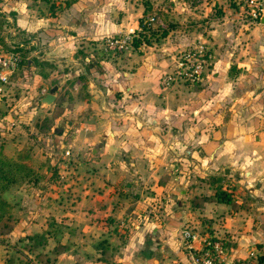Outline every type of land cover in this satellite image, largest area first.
Instances as JSON below:
<instances>
[{
	"label": "crops",
	"instance_id": "crops-1",
	"mask_svg": "<svg viewBox=\"0 0 264 264\" xmlns=\"http://www.w3.org/2000/svg\"><path fill=\"white\" fill-rule=\"evenodd\" d=\"M3 1V42L7 38L13 46L21 47L23 42L14 35L19 28L33 27L36 37L29 41L35 48L30 52L53 48L37 45V36H46L42 28L47 29L36 24L46 17L36 13L25 16L24 0ZM215 4L219 7L215 17H226L227 2L212 0V6ZM58 43H62L60 39ZM56 45L60 51L62 46ZM218 50L226 53L212 62V134L204 138L201 126L187 119L199 111L201 99L177 90L189 87L176 77L160 79L163 67L157 64L167 63L156 62L158 55L147 54L148 50L140 53L136 65L112 81L120 91L113 95L110 106L101 104L107 118L101 126L92 127L98 136L89 138H95L97 146L90 147L91 155L80 161L82 172L76 174V181L63 174L72 194L59 197L58 203L46 208L44 194L35 196L34 202L40 204L34 210L35 220L46 210L55 220L62 219L60 227L69 230L60 228L48 238L54 264H190L179 230L184 224L200 227L195 218L200 214L212 218L206 223L208 231L230 239L235 255L243 256L250 248L260 252L259 244L264 243V63L258 65L262 77L252 87L239 75L247 70V61L239 59L234 65L229 49ZM28 63L27 68H37L31 71L34 77L44 78V64ZM239 67L242 70H237ZM253 88L257 102L250 95ZM231 99L240 103L234 107ZM124 147L127 153L117 155ZM161 148L162 153L156 154ZM161 156L211 165L212 197H202L200 205H189L188 197L199 191L195 183L198 173L182 170L181 174L167 171L169 175H161L156 167ZM217 188L228 192L229 199H218ZM154 198L159 201L156 207ZM171 201L175 205H169Z\"/></svg>",
	"mask_w": 264,
	"mask_h": 264
},
{
	"label": "rangeland",
	"instance_id": "rangeland-1",
	"mask_svg": "<svg viewBox=\"0 0 264 264\" xmlns=\"http://www.w3.org/2000/svg\"><path fill=\"white\" fill-rule=\"evenodd\" d=\"M23 2L27 12L25 16L36 13L46 17L36 24L47 29L42 28L46 36H37V45L54 48L60 39L62 43L56 46H62V49L57 51L51 47L47 52H30L32 47L35 48L29 41L35 36L33 27L30 30L18 27L19 31L14 35L23 42L21 47L14 45L20 51L22 61L8 81L0 85V264H54L51 260L54 250L48 238L60 228L66 232L69 230L66 226L60 227L62 219L55 220L45 209L36 221L34 210L40 204L34 202L35 196L38 192L44 194L42 202L46 208L47 204L58 203L59 197L72 194L63 174L76 181V174L82 172L80 161L91 155L90 147L97 146V140L89 138L94 134L98 136L92 127L101 126L102 119L107 118L101 104L110 106L113 95L120 91L112 81L123 76V71L132 69L136 65L135 57L147 50V54L158 55L156 62L167 63L157 64L163 67L160 79H172L176 77L175 69L183 53L201 49L205 60L200 80L189 83L176 79L189 87L178 86L177 90L201 99L199 111L187 119L201 126L204 131L201 138H204L212 134V62L226 53L218 49H229L233 62L239 59L247 61V70L243 69L239 75L254 87L262 77L258 65L264 63V25L245 15L247 7L241 10L236 0H225L230 8L223 19L218 15L215 17L219 7L216 4L212 6V0ZM139 16L143 18L142 23L151 28L141 29L137 24ZM162 28L167 29L163 37L159 34ZM126 33L128 37L120 42L121 46L118 43L117 47L108 48L107 38H123ZM143 35L150 39L149 45L154 46L147 47L141 42L138 45L141 52H136L131 40ZM28 60L34 65H45L44 78L34 77L31 71L37 68H27ZM53 84L57 85L54 98L45 103L41 97ZM238 86L236 92L239 91ZM254 91L253 88L250 95H254L257 102L258 96ZM238 103L240 101L235 99L231 101L234 107ZM127 150L120 148L117 155H125ZM155 151L159 154L163 149ZM182 153L186 154L184 150ZM203 154L201 151L200 155ZM185 161H170L161 156L156 159V167L161 175H169L167 171L173 175L181 174L182 170L198 173L195 183L199 191L191 194L187 203L200 205L202 197H212V179L208 175L212 166L204 162L192 165ZM124 163L122 160V167ZM152 201L156 202L155 207L159 204L155 198ZM169 205L173 206L175 202L171 201ZM206 215L195 217L202 229L207 228V221L212 219ZM226 239L231 244L230 239ZM259 245L262 246L260 252L251 254L247 250L243 256L256 258L264 252V243Z\"/></svg>",
	"mask_w": 264,
	"mask_h": 264
},
{
	"label": "built area",
	"instance_id": "built-area-1",
	"mask_svg": "<svg viewBox=\"0 0 264 264\" xmlns=\"http://www.w3.org/2000/svg\"><path fill=\"white\" fill-rule=\"evenodd\" d=\"M238 1L242 7L241 10L247 7L244 14L248 15L251 20H258L260 13L264 11V0ZM127 34L123 38L118 36L107 38L106 45L110 49L117 47L118 43L121 46L120 42L125 41ZM3 40L0 38V85L8 81L11 73L22 61L20 51L7 38H5V43ZM204 60V54L199 48L183 53L175 69V76L189 83L198 82L202 75ZM179 235L187 251L190 264H260L256 258L235 255L226 237L216 235L206 228L184 224L180 227ZM248 251L251 254L255 252L252 248Z\"/></svg>",
	"mask_w": 264,
	"mask_h": 264
},
{
	"label": "trees",
	"instance_id": "trees-1",
	"mask_svg": "<svg viewBox=\"0 0 264 264\" xmlns=\"http://www.w3.org/2000/svg\"><path fill=\"white\" fill-rule=\"evenodd\" d=\"M142 16H139L137 18V24L138 26L141 28V29H144V28H151L149 26H146L144 23H142ZM0 21L2 22L3 20L0 19ZM167 33V29L166 28H162L159 32L160 36H165ZM132 42V45L133 46H138L139 43L141 42H144L146 44H149L150 43V39H148L147 37H145V35H143V37H133V39L131 40ZM215 196L218 198V199H222V200H228L229 199V196H228V192H226L225 190H218L215 191ZM207 198V197H206ZM256 261L260 264H264V253H259L258 255H256Z\"/></svg>",
	"mask_w": 264,
	"mask_h": 264
},
{
	"label": "water",
	"instance_id": "water-1",
	"mask_svg": "<svg viewBox=\"0 0 264 264\" xmlns=\"http://www.w3.org/2000/svg\"><path fill=\"white\" fill-rule=\"evenodd\" d=\"M259 23L264 24V11H262L259 15L258 18ZM57 88L56 84L51 85V87H49L48 92L45 93L42 97L41 100L45 103H49L50 101H52V99L54 98V91Z\"/></svg>",
	"mask_w": 264,
	"mask_h": 264
}]
</instances>
